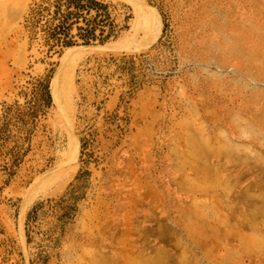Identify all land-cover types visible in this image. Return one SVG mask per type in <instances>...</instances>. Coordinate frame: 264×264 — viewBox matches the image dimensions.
<instances>
[{
    "label": "rangeland",
    "instance_id": "rangeland-1",
    "mask_svg": "<svg viewBox=\"0 0 264 264\" xmlns=\"http://www.w3.org/2000/svg\"><path fill=\"white\" fill-rule=\"evenodd\" d=\"M42 1L0 0V124L11 138L0 152V264H224L235 247L227 216L264 236V0H97L109 6L118 37L85 46L74 25L77 43L63 50L45 42L51 15L34 26ZM132 2L163 29L148 45L152 32ZM145 54L136 66L110 63ZM52 69L47 105L39 91ZM130 75L148 97L130 105L122 136L103 128L104 113L90 104L93 95L106 101L124 92ZM86 120L102 135L101 156L91 160L80 143ZM188 142L196 144L195 170ZM22 146L28 153L8 180L2 154ZM88 167L92 186L73 235L54 243L44 206L35 232L47 239L31 235L18 257L19 210L60 196ZM82 174L76 197L86 189Z\"/></svg>",
    "mask_w": 264,
    "mask_h": 264
},
{
    "label": "trees",
    "instance_id": "trees-1",
    "mask_svg": "<svg viewBox=\"0 0 264 264\" xmlns=\"http://www.w3.org/2000/svg\"><path fill=\"white\" fill-rule=\"evenodd\" d=\"M43 15H51L50 20L48 19L45 22V28L43 30L45 33V42L46 44L52 43L51 48L58 46L61 48V50H63L75 46L77 42L72 40L73 37L70 35V32L74 25L79 26L80 24L81 26L77 27L76 29L78 31L77 37L78 40L81 41L85 46H88L91 43L103 45L118 37V34L115 31L116 26L114 25L112 15L110 14L109 6L98 2L97 0H43L42 3L32 12L34 26L36 23H40ZM55 20L58 21V24L52 27L50 23ZM72 20H74V23H72ZM61 53L62 52L60 51L59 54L61 55ZM149 56L150 54H145L138 57L133 56L128 58L113 59L110 61V63L115 68L124 69L125 66H136L140 62L146 61ZM53 72L54 70L52 69L49 74L45 76V81L47 84L45 86L42 84V88L39 91V93L45 97L47 105L50 100L48 84L52 78ZM128 77V85L126 90L120 93L119 103L115 112L111 115L104 114L101 118L103 128L106 127V130H108L112 129L110 127H114L122 136L125 135L128 125V119L125 115L130 105L136 103L137 98L144 92L142 87L134 82L132 75ZM152 95H156L154 89L152 91ZM91 102V104H93L92 107L94 106L97 113H101L103 111L105 100L98 101L97 96L93 95ZM34 117L35 116H32L33 121H36L37 117ZM3 120L5 119L2 118L0 124V152L5 148V145L11 142V138L9 137L8 123L6 124V122ZM82 130L85 136L81 137L80 139L82 152L84 151L85 147L89 148L88 157L90 160L91 157L97 158V155L101 156L100 150L102 144H99L98 139L102 137V135L99 136V134L96 133L94 124L90 121L87 122L86 120ZM26 141L29 142L30 140L27 139ZM23 148V146L20 147L19 151H17L16 148H13L11 151L2 154L3 158L7 159L5 163L6 168L4 167L3 170H7L9 173L8 180L12 179L11 172L12 169L15 168V164L23 162V159L28 153V150L24 152ZM99 158L100 157H98V159ZM7 166H11V168L7 169ZM80 174H82L81 176L86 184V189L80 197H76L71 190L72 185L80 179ZM89 179L90 173L88 172V169H85L84 171H80L79 169L75 177L68 185L66 192L59 199L47 200L44 204L43 202L40 203L38 201L35 203L33 208L28 213L25 223V235L29 245L31 243V235L35 236L39 234L43 239H47V232H35L38 226V223H36V216L39 210L44 206L47 208L49 219L53 225L52 228L55 231L53 242H60L62 245L66 243L65 240L69 239V237L73 235L70 228V222L72 221L78 206L87 194L90 183ZM65 204L68 206V208H64ZM0 241V249L2 248L1 253L5 254L7 253V248L4 247V241ZM45 249V247L44 249L41 248L39 252V259H41V263H44L46 259Z\"/></svg>",
    "mask_w": 264,
    "mask_h": 264
},
{
    "label": "crops",
    "instance_id": "crops-1",
    "mask_svg": "<svg viewBox=\"0 0 264 264\" xmlns=\"http://www.w3.org/2000/svg\"><path fill=\"white\" fill-rule=\"evenodd\" d=\"M159 32H160V27L156 31L157 36H158ZM161 32H160V34L162 35L163 34L162 28H161ZM153 34L154 33L152 32L149 35L148 39H151L153 37ZM160 38L157 40V42L160 40ZM151 47H152V45L150 46V48ZM119 96H120V94L118 95L116 93H113L105 101L103 111H102L105 115H111L112 113L115 112V110L118 106V103H119ZM147 97H148V94L146 91H144L142 93V95H140L137 98L136 101L141 103V101ZM92 105L93 104H90V107H92ZM88 171L91 172L89 167H88ZM93 176H94L93 174H90V179H89L90 180V183H89L90 186H92ZM70 182L64 187L63 194L66 192ZM90 190H91V188L89 187L87 194H86V197H87L88 192ZM18 194H20V193L18 192ZM63 194H61L60 196H62ZM60 196H58V197H60ZM58 197L52 198L49 200H55ZM36 202H37V200L32 201L28 205V207H26V209H25V207H23L22 214H21V210H22V208H21L19 210L20 213L18 215V218L15 220V222L12 223L14 226V229H15L14 232L16 234V237H14V243L13 244H14L15 249L17 251L18 257L22 256L21 249L25 248V244H27L26 235H25V223H26L27 215L30 212V210L33 208V206L35 205ZM82 213H83V202L80 203V205L78 206L77 215L74 219L73 224L70 225V228H74V227L76 228L77 219H78L79 215H81ZM259 217L262 219L260 222L262 224V227H264V212L261 213V216H259ZM227 218H225V221L230 226L229 238L232 241H234V242H230V243H234L235 247L228 248L229 253L226 255V257H222V259L220 258L221 262L224 264H244V261L246 259H252V260L257 261L254 264H264V236L261 235L260 228L257 226H254L252 223L248 224L244 220L239 224H234V223H232L231 218L229 216H227ZM252 219L255 220L256 219L255 216L252 217ZM250 232L252 234H250ZM47 263L50 264L51 260H49Z\"/></svg>",
    "mask_w": 264,
    "mask_h": 264
},
{
    "label": "bare ground",
    "instance_id": "bare-ground-1",
    "mask_svg": "<svg viewBox=\"0 0 264 264\" xmlns=\"http://www.w3.org/2000/svg\"><path fill=\"white\" fill-rule=\"evenodd\" d=\"M131 1H133V0H131ZM132 5L135 7V10H136V12L138 13V15H140V17H141V22H140V25L144 28V30L145 31H147V32H153L154 34H153V37L149 40V41H147L145 44L146 45H148L149 43H151V42H153L156 38H157V34H156V31L158 30V28H159V25H158V21H157V19H156V17L151 13V14H149V13H147L145 10H144V8H140V6L137 4V3H134V2H132ZM136 29V28H135ZM213 117V116H212ZM188 144L189 145H192V146H188V147H190V148H193L194 147V151H191L190 152V158L192 159V161L191 162H193V165L195 166L196 165V161H197V154H196V150H195V142L193 143V142H191V144L188 142ZM216 158V160H218L219 159V157L217 156V157H215ZM222 158V157H221ZM202 160V163H204V164H206V162H208L209 160H210V156L209 155H207V156H205V157H203V158H201L200 160H199V162ZM193 166V168L192 169H196V166L194 167ZM204 166H206V165H204ZM197 171V170H196ZM193 172V171H192ZM222 173V172H221ZM222 178V177H221ZM130 201V200H129ZM148 201V200H147ZM133 207V206H132ZM164 208V207H163ZM133 212V211H132ZM161 212V211H160ZM152 215V214H151ZM163 215V214H162ZM155 216V215H154ZM135 219V218H134ZM143 219V218H142ZM134 221V220H133ZM148 221V220H147ZM134 238H135V236H133ZM132 237V238H133ZM121 246V245H120ZM123 246V245H122Z\"/></svg>",
    "mask_w": 264,
    "mask_h": 264
}]
</instances>
